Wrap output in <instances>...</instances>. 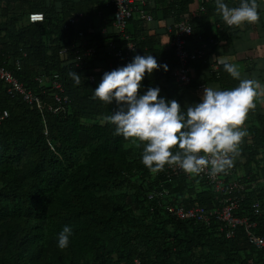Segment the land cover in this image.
Listing matches in <instances>:
<instances>
[{"label":"trees","instance_id":"obj_1","mask_svg":"<svg viewBox=\"0 0 264 264\" xmlns=\"http://www.w3.org/2000/svg\"><path fill=\"white\" fill-rule=\"evenodd\" d=\"M149 2L148 10L144 8L152 19L156 4L162 2L163 16L172 15L175 21L194 10L189 7L194 0ZM197 3L203 9L190 19L189 39L197 36L196 42H204L206 54L190 62L197 68L186 83L172 76L173 48L155 47L156 39L138 29L144 20L129 19L139 21L132 38L126 28L136 46L134 54L158 56V64L167 65L166 71L158 68L146 73L138 93L159 87L158 97L176 100L186 108L199 102L200 90L207 85L221 90L238 85L222 63L215 60L213 64L207 55L220 39L230 44L239 33L229 31L235 26H227L221 17L217 19L221 38L205 33L197 20L216 15L218 9L215 0ZM102 8L100 0H0V64L12 70L25 88L50 102L52 90L34 77L57 73L69 98L64 111L42 115L9 97L0 81V112L7 110L0 122V264H135V259L140 264H264L263 251L247 241L243 227L226 237L221 222L214 218L204 223L171 215L168 204L207 210L219 206L212 186L199 175L166 177L160 171L151 172L141 161L143 142L115 134V126L105 120L118 106L93 96L102 73L110 71L103 44L113 38L123 46L124 40L116 32L88 31V23ZM262 10L258 2L261 23ZM31 11L42 12L43 20L28 22ZM74 12L84 15L82 37L74 27H65ZM83 39L89 45L98 44V50L76 65L74 52ZM70 71L80 75L79 85ZM259 79L264 81L261 74ZM193 91L196 96L189 101ZM256 100L241 126L247 135L231 168L236 181L256 183L245 186L236 214L256 221L254 230L264 237V212L256 216L251 208L254 201L264 207V113ZM163 190L167 192L157 194ZM65 225L71 226L72 235L68 247L61 249L57 233Z\"/></svg>","mask_w":264,"mask_h":264},{"label":"clouds","instance_id":"obj_2","mask_svg":"<svg viewBox=\"0 0 264 264\" xmlns=\"http://www.w3.org/2000/svg\"><path fill=\"white\" fill-rule=\"evenodd\" d=\"M215 2L229 26L256 23L260 18L257 0H239L235 7L225 0ZM32 19L42 20L43 15H34ZM220 63L239 81L238 85L223 90L204 87L199 102L186 108L176 100L158 97L159 87L138 93L146 73L158 68L167 70V65L158 64L151 54H135L125 65L104 71L93 96L106 104L115 102L117 110L105 120L115 126V134L143 142L141 161L151 172L175 165L190 175L208 169L209 175L214 176L233 166L242 138L247 135L246 128L241 126L249 110L255 107V98L264 94V87L257 81L241 79L237 65ZM69 76L76 85L81 83L78 73L70 71ZM71 235V226H63L57 233V246L68 247Z\"/></svg>","mask_w":264,"mask_h":264},{"label":"built area","instance_id":"obj_3","mask_svg":"<svg viewBox=\"0 0 264 264\" xmlns=\"http://www.w3.org/2000/svg\"><path fill=\"white\" fill-rule=\"evenodd\" d=\"M103 8L111 11L112 24L115 28V32L120 35L121 39L124 40V45L121 46L116 39H107L103 47L106 51V55L109 58L108 68L110 70L123 66L130 62L132 57L135 55V43L131 41L126 33V27L129 19L134 18L138 20L150 21L152 20L149 12L144 8V0H100ZM203 7H200L198 11L192 12L179 20L173 22L168 26V31L171 34V47L173 48L174 56L176 59V66L172 71V76L178 83H186L191 80L190 76V62L204 57L206 54L204 42L197 45L191 43L189 39L192 34L191 18H196L199 11ZM37 14H42L39 11H31L27 15L28 22H39L42 20L34 21L32 17ZM97 14H102V10H99ZM44 18V15H43ZM85 22L84 15L82 12L72 13L65 24V27L71 26L75 28V31L79 36H83V31L80 28V24ZM226 24V23H225ZM227 25V24H226ZM229 26V25H227ZM98 44L95 42L93 45H89L86 39L81 41V48L76 49L74 54L75 64H81L83 57H89L96 53L98 50ZM131 46V48L129 47ZM65 51V50H61ZM14 67L16 70L20 69V61L14 60ZM57 73L46 75L45 73H38L34 79L42 86H49L52 92V102L45 101L41 95L33 92L30 89L25 88L22 83L17 79L14 72L7 68L5 65L0 64V81L3 82L6 94L18 100L25 102L31 107H35L42 115L46 112L58 113L64 111V105L69 102V98L64 94V89L61 81L58 78ZM89 81L93 82V75L88 76ZM7 110L0 112V122L6 118ZM46 133V131H45ZM166 177H171L179 174H184L190 177V174L184 172L179 167L172 165H166L161 170ZM233 169L230 168L224 173L209 175L208 169L198 174L200 177L210 184L218 198L219 206L211 209H206L201 206H192L185 208L182 205H169L167 211L181 220H193L202 221L208 223L210 218H214L221 222V230L225 232L226 237H232L235 234L237 227H243L247 241L253 245L256 249H260L264 253V237L255 232L256 221L249 219L247 216H239L236 214L239 201L244 196L243 190L247 184L251 187H255V182L244 183L236 181L232 178ZM167 191H158L157 194H164ZM156 192L150 193L149 197H153ZM253 214L256 216L261 215L264 212V207L259 201H254L251 204ZM135 264L140 262L135 259ZM182 264V263H177Z\"/></svg>","mask_w":264,"mask_h":264},{"label":"crops","instance_id":"obj_4","mask_svg":"<svg viewBox=\"0 0 264 264\" xmlns=\"http://www.w3.org/2000/svg\"><path fill=\"white\" fill-rule=\"evenodd\" d=\"M257 1L260 3L263 9L261 13V20L264 22V0ZM225 2L230 7H235L239 4V0H226ZM150 3L151 2H149V0H144V7L147 10ZM214 4H216V2ZM198 5L199 3H197V0H194V2L189 6L190 8H194V10L192 9L188 13L198 11L201 7ZM161 6H164V2L156 4V11L154 16L155 18H153L152 20L141 22L132 20L128 23L126 28L129 36L131 35L130 38H132L134 33L137 31L135 22H139L140 24H137L138 29H144L143 31L147 36H151L156 39L157 44L155 45V47L164 49L171 46V34L169 33L167 28L169 25L175 22V19L172 15L164 17V13L161 12ZM188 13H186L184 16L188 15ZM93 17V21L88 23L89 32H99L100 35L113 32L115 33L110 10L102 8V14H96ZM219 17H221V15L219 11H217L216 15L214 16H209L199 22L197 20V24H200L201 29H203L205 33L214 35L215 38L220 39L223 33L219 30V22L217 21ZM263 22L261 23L260 21H257L256 23H243L229 30L238 32L239 36L236 37L230 44L227 43L225 39H220L214 46L213 51H211V49L208 50L209 52L207 56L209 61L213 62V64L215 60L219 62L226 61L233 63L238 66V69L241 72V77H243V79H251L257 81L262 87H264V81L262 79H259V74L264 77ZM192 38L190 39L192 44L196 45L199 43V41H195V39H197V36H193ZM155 58L157 59V62H159L160 57L156 56ZM194 65L195 64L191 66L190 63V76L191 73L193 74L197 68L195 67L196 65ZM210 67L212 68L211 65ZM205 87H208V85ZM209 87H215V85H211ZM203 89L200 90L199 95L202 94ZM195 96L196 95L193 91L190 95L189 101L193 100V97ZM256 101L259 104V110L264 113V94L258 95Z\"/></svg>","mask_w":264,"mask_h":264}]
</instances>
